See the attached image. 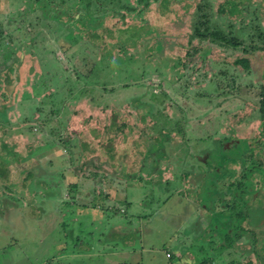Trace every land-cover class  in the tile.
<instances>
[{
	"label": "rangeland",
	"instance_id": "374dc122",
	"mask_svg": "<svg viewBox=\"0 0 264 264\" xmlns=\"http://www.w3.org/2000/svg\"><path fill=\"white\" fill-rule=\"evenodd\" d=\"M71 1L0 0V264H264V40L193 36L254 10Z\"/></svg>",
	"mask_w": 264,
	"mask_h": 264
},
{
	"label": "trees",
	"instance_id": "16d2710c",
	"mask_svg": "<svg viewBox=\"0 0 264 264\" xmlns=\"http://www.w3.org/2000/svg\"><path fill=\"white\" fill-rule=\"evenodd\" d=\"M66 3H69L70 5H73L72 4V1L71 0H64ZM81 0H75V4L78 5V3H80ZM89 3L88 5L90 6V4L92 3H95L94 0H88ZM140 2H143L145 6H147L149 3L148 2H144V0H139ZM247 2V3H246ZM260 4H262V0H226L225 2H223V4L220 6L219 10L221 13H224V12H227L229 16H235L237 15L238 13H241L243 8L246 9V12H248V14H250V10L253 9L254 11H252V13L254 14V16L256 18H254L253 20H251L250 23H253L254 26H249V29H248V24H245V26H240L239 27V30L236 32V30L233 31L234 26L232 21H230V24H228V27H231L233 28L231 30V32L234 34V35H230L229 33H226L225 31L223 32L221 29H211L213 26L215 28H221L222 26H219V25H216L215 22H213L212 26L210 25V19L209 17L207 16L206 13H204V17L206 18L205 21H201V25L196 27V32H195V35L193 34V36H196V35H201L203 37H208V38H211L218 42L219 44L221 45H224V46H228V45H234V46H237V45H241L244 43V39H254L255 37V34H253L254 32L252 30L255 31V33H258L256 34V37H258L259 39H263L264 40V29L261 27V25L257 24L256 23V20H257V11L258 9H260ZM87 5V6H88ZM129 4H127V6H122V9L124 8H128ZM130 7V6H129ZM166 7H169V6H166ZM166 10H168L167 8H165ZM82 10V9H81ZM131 11H135L137 10V8H135L134 6L130 9ZM200 10L201 11H204V8L201 6L200 7ZM82 17L80 16L79 19H81ZM75 20H77L76 18H74ZM78 19V20H79ZM201 26H203L204 28H201ZM60 27L61 28H64L66 26L62 25V23H60ZM248 29V31H246L245 29ZM130 31H133V37L134 38H139V34H140V30L137 29L136 27H130L128 28L125 32H130ZM230 32V33H231ZM238 33V34H237ZM88 35L92 38H94L96 40L98 34H96V32H89ZM62 38H65L67 40H70L72 41L73 38H71V36H69V33L66 35V34H63L61 36ZM250 44V48L252 50H256V49H264V43L262 46H260V44H253V42H251ZM244 49H249V47L247 45H244ZM236 63L238 64H241L243 65L246 69H249L250 68V59L248 57H242V58H238V60L236 61ZM239 150L237 152H235V157H238L241 155V145H239ZM50 181V178L47 177V182ZM256 193L258 192L259 193V190L255 191ZM208 194V193H207ZM211 197L212 195L209 194ZM210 199V198H208ZM256 203H258L259 205H263L264 204V201L262 198H258L256 199ZM262 209H264V207H260ZM68 216V215H67ZM250 223H257V225L259 224L257 222V219L255 218L254 220H250L249 221ZM240 229L241 230H244L246 229V231L248 230L247 227L245 226H241L240 224ZM140 233V231H139ZM106 233H104L105 235ZM259 236L261 237L260 241L263 242V247H264V229H261L259 231ZM69 237V236H68ZM74 237H77V236H74ZM76 240H78L77 238H74V241L76 243V246H77V242ZM78 245L80 246V249H83L85 246L83 244H80V242H78ZM75 247V246H74ZM177 248V247H176ZM175 248V250H176ZM174 250V252H175ZM263 251H264V248H263ZM175 258H176V254H174ZM172 254L170 253L169 254V257L172 258ZM66 264H71V263H66Z\"/></svg>",
	"mask_w": 264,
	"mask_h": 264
},
{
	"label": "crops",
	"instance_id": "0c3cea01",
	"mask_svg": "<svg viewBox=\"0 0 264 264\" xmlns=\"http://www.w3.org/2000/svg\"><path fill=\"white\" fill-rule=\"evenodd\" d=\"M77 6V5H76ZM4 119H6V118H4ZM13 127V126H12ZM8 129V128H7ZM6 131L7 130H3V129H0V143H1V147H0V158L1 159H3L2 161H4V162H6V164H7V169H9L10 167H9V165L10 166H12L11 165V157L13 156V157H18L16 154H15V156H14V151L16 152V153H18L17 152V150H14V145L13 144H15V146H17V145H19L20 144V142H18V136H16V133L15 132H13L14 130H12V129H10V130H8L7 132H10V134L9 135H7L6 134ZM13 132V133H12ZM5 136V137H4ZM7 138V139H6ZM8 139H10L9 141H11L12 143H10V145L11 146H8V145H6V143H8ZM11 169V168H10ZM10 176H11V174H10ZM58 180V179H57ZM14 183V182H13ZM13 184H2V186L3 187H5L7 190H8V192H7V196L8 197H10V198H14L13 197V194H12V192L14 191L13 190V186H12ZM46 186L47 185H50V186H52V187H55V185L54 184H45ZM72 186H74V189L76 190V184H74V185H71V187ZM0 187H1V185H0ZM2 188V187H1ZM5 193H0V195H4ZM9 194V195H8ZM73 214H75V213H71V217L73 218L74 217V215ZM66 217H68V216H66ZM87 216H81V218L80 219H78L77 221L78 222H80V227L82 228V231H83V221H86L87 223H88V218H86ZM64 219H65V217H64ZM63 219V220H64ZM90 219V218H89ZM92 219H95V218H91L90 220L92 221ZM100 220V219H99ZM91 223V222H90ZM119 232V231H118ZM12 259V258H11ZM6 260H8V259H6Z\"/></svg>",
	"mask_w": 264,
	"mask_h": 264
},
{
	"label": "flooded vegetation",
	"instance_id": "af4514ba",
	"mask_svg": "<svg viewBox=\"0 0 264 264\" xmlns=\"http://www.w3.org/2000/svg\"><path fill=\"white\" fill-rule=\"evenodd\" d=\"M263 227V226H262Z\"/></svg>",
	"mask_w": 264,
	"mask_h": 264
}]
</instances>
